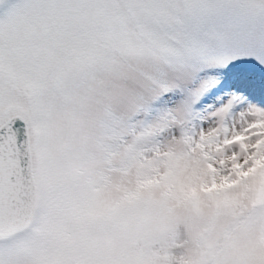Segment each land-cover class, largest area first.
Here are the masks:
<instances>
[{
	"label": "snow or ice",
	"instance_id": "obj_1",
	"mask_svg": "<svg viewBox=\"0 0 264 264\" xmlns=\"http://www.w3.org/2000/svg\"><path fill=\"white\" fill-rule=\"evenodd\" d=\"M262 156L264 0H0V264H264Z\"/></svg>",
	"mask_w": 264,
	"mask_h": 264
},
{
	"label": "rangeland",
	"instance_id": "obj_2",
	"mask_svg": "<svg viewBox=\"0 0 264 264\" xmlns=\"http://www.w3.org/2000/svg\"><path fill=\"white\" fill-rule=\"evenodd\" d=\"M239 187L237 193L234 189ZM233 190V191H230ZM195 192V189H192ZM201 191L217 205H237V195L248 199L253 205L264 203V156L257 159L247 171L237 172L236 180L223 179L211 187L201 186Z\"/></svg>",
	"mask_w": 264,
	"mask_h": 264
}]
</instances>
